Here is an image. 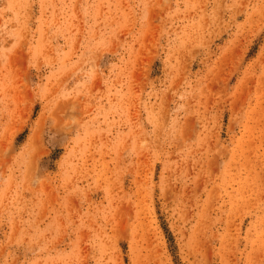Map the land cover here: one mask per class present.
I'll list each match as a JSON object with an SVG mask.
<instances>
[{
  "label": "rangeland",
  "instance_id": "374dc122",
  "mask_svg": "<svg viewBox=\"0 0 264 264\" xmlns=\"http://www.w3.org/2000/svg\"><path fill=\"white\" fill-rule=\"evenodd\" d=\"M0 264H264V0H0Z\"/></svg>",
  "mask_w": 264,
  "mask_h": 264
}]
</instances>
